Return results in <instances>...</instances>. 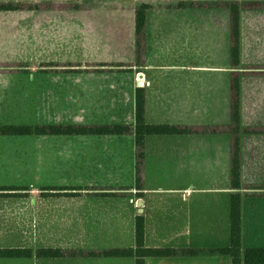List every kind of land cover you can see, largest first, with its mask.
Here are the masks:
<instances>
[{
	"label": "rangeland",
	"instance_id": "374dc122",
	"mask_svg": "<svg viewBox=\"0 0 264 264\" xmlns=\"http://www.w3.org/2000/svg\"><path fill=\"white\" fill-rule=\"evenodd\" d=\"M178 1L180 0H80L82 8L77 11L0 12V52L3 53H0V83H22L21 106L17 107L13 125L80 124L85 122L83 118H87L89 123L109 122L103 120L101 114L100 117L94 116V105H82L79 100V67L83 66L79 64V20L104 17L130 20L135 7L141 3L153 6L146 14V83L151 81L184 85L187 87L183 90L186 96L189 93L195 94L202 103L210 105L208 117V107L202 112L207 118L203 119L192 113L189 121L222 122L226 115L229 73L227 14L218 10L182 11L170 8ZM241 60L243 65L264 67V12L242 15ZM136 76L138 75H135V80L142 79L141 76ZM34 85H41L42 89L38 90L37 86L34 89ZM245 87L247 94L242 111V125H264V79L255 80ZM179 92L175 89L167 90L169 95L164 104V114L171 123L185 120V116L177 117L175 112ZM102 108L104 107H98V113H101ZM152 108L153 106L151 113ZM191 108L198 109V104L194 106L193 102L188 109ZM89 113L90 119L85 115ZM7 118L9 120L11 116L8 115ZM10 139L0 143V146L21 149L22 162L0 169V193L22 195V215L18 207L12 209V216L10 212L8 215L4 214L5 232L1 235L7 238V243L12 238V243L18 245L20 242L22 246H36L38 243L79 246L77 225L70 227L68 232L66 227L64 231H51L48 234L34 230L32 210L38 209V196L41 201L50 196L46 198L52 204L49 208L57 211L56 213L69 212L70 217L77 222L78 198L69 199L62 195L79 194L80 188H85L80 183L86 181V178L93 182L98 177L112 175L127 181L130 179L131 168L121 164L119 170L115 171L80 170L79 164L73 161L78 158V148L88 141L80 137L18 136ZM193 139L205 150L197 154V162H200L198 169L195 166L193 171H189L194 185L205 189L222 188L228 180V138L208 136ZM37 149L51 150V157L57 158L58 162L40 164L42 167H38L32 160L33 152ZM66 151L69 153L63 154ZM243 151L242 183L258 185L264 182V169L258 165L264 161V138L245 139ZM251 153L258 155L257 158L250 156ZM67 154L71 157L70 164L63 160ZM179 172L181 174L184 171L169 167L152 171L149 177L153 182L157 179L164 183L170 181V178L174 181L175 173L179 176ZM239 192L245 197L246 234L254 227L264 245V190L244 189ZM249 204L254 207L250 209ZM39 208L47 209V203L40 202ZM42 220L48 219L40 218ZM50 220L58 219L52 217Z\"/></svg>",
	"mask_w": 264,
	"mask_h": 264
},
{
	"label": "crops",
	"instance_id": "0c3cea01",
	"mask_svg": "<svg viewBox=\"0 0 264 264\" xmlns=\"http://www.w3.org/2000/svg\"><path fill=\"white\" fill-rule=\"evenodd\" d=\"M147 23V20H146ZM69 24V22H68ZM66 24V25H68ZM146 29L144 64H134V22L133 16L124 18H88L79 20V60L83 66L79 68V100L81 104L95 106L94 116L101 117L105 123H89L83 118L85 125L90 124H133L134 123V91L143 88L145 93L144 118L147 124H180V125H221L228 121V83L226 93V115L222 122H191L190 115L207 118L210 105L202 103L195 94L183 93L182 84L146 83ZM228 40V25H227ZM228 49V47H227ZM3 54L2 52H0ZM228 64V50H227ZM229 69V67H228ZM135 75L142 77L135 80ZM140 83V84H139ZM34 85V89H36ZM42 89L41 85L37 88ZM180 92L176 98V116H185L184 121L168 122L164 114V104L168 99L167 90ZM185 96V97H184ZM194 96V97H193ZM22 83H0V126L2 123L13 125L16 121L17 107L21 106ZM204 101V100H203ZM198 104V109H188ZM197 103V104H196ZM85 105V106H87ZM102 106L101 113L98 107ZM152 113H151V107ZM202 115L203 110H207ZM198 110V111H196ZM223 114V112H222ZM221 114V117H222ZM10 115L11 118H7ZM89 119L91 118V114ZM15 119V120H14ZM99 119V118H95ZM107 119V120H106ZM126 121V122H125ZM13 122V123H12ZM5 123V125H7ZM18 136H0V143ZM21 137V136H19ZM24 137V136H22ZM36 137V136H35ZM54 137V136H38ZM59 137V136H58ZM71 137V136H60ZM84 138L85 145L78 148V158L73 162L79 164L80 170H119L122 166L131 168L130 179L120 180L118 176L98 177L91 182L85 179L77 195V222L70 213H56L49 208L50 198L38 196V209L32 210V227L37 232L46 234L58 233L77 225L79 246L52 245L38 243L36 246L16 245L11 238L1 233L3 220L12 209L19 208L21 213L22 195L18 193L0 194V249L27 248L32 251L30 258H0V264H134L133 258H39L34 252L38 249H72L81 251L133 248L134 220L142 216L144 220V246L150 249L203 250L198 255L147 257L144 264H230V259L217 252H209L223 248L229 242V204L230 195L234 193L229 186V140H228V180L222 188H199L195 186L192 173L197 166V154L205 151L200 148L194 137L208 136H162L146 137L144 143L143 187L136 189L134 179V140L128 136H73ZM226 137V136H223ZM10 139V140H11ZM95 140V141H92ZM123 143L119 145V143ZM93 143V144H92ZM217 150V145L215 146ZM51 150L37 149L34 151V162L38 164L57 163V158L50 155ZM57 153V152H54ZM69 151L63 152V154ZM69 154L63 157L70 164ZM22 162V151L6 145L0 146V169L10 168L11 164ZM48 167V166H47ZM169 167L183 170L175 173L174 181L164 183L150 179L152 171L164 170ZM113 173V172H112ZM203 173V171H202ZM185 176V177H184ZM84 189V191H83ZM84 192V193H83ZM239 192V191H238ZM240 193V192H239ZM242 196V240L243 247H264L255 229L246 234L245 197ZM40 202L47 203V209L39 208ZM57 205V204H55ZM251 209L254 205L249 204ZM59 208H62L59 206ZM66 208H69L66 206ZM55 214V215H54ZM52 217L58 220L51 221ZM47 218V221H40ZM66 227V228H65ZM260 242V243H258Z\"/></svg>",
	"mask_w": 264,
	"mask_h": 264
},
{
	"label": "trees",
	"instance_id": "16d2710c",
	"mask_svg": "<svg viewBox=\"0 0 264 264\" xmlns=\"http://www.w3.org/2000/svg\"><path fill=\"white\" fill-rule=\"evenodd\" d=\"M80 0L68 2L44 1H0V12L31 11H77ZM153 6L141 3L133 12L134 64L142 66L145 56L146 14ZM170 8L176 10H218L227 14L228 25V121L221 125L147 124L144 118L145 93L143 88L134 91L133 124H38L2 125L0 136H128L134 140L135 187H143L144 143L146 137L162 136H226L229 140V186L234 193L229 204V242L226 247L211 250L229 257L230 264H264V247H243L242 240V196L244 189L264 190V182L258 185L243 184V146L245 139L264 138V125H242V111L247 86L255 80L264 79L263 65H243L241 60V18L245 13L264 12V0H180ZM251 91V90H250ZM255 158V154H250ZM257 158V157H256ZM260 162V161H259ZM263 164V165H261ZM258 164L264 169V161ZM3 194V193H0ZM203 250L150 249L144 246V220H134V247L93 251L72 249H38L39 258H133L134 264H144L147 257H171L198 255ZM27 248L0 249V258H30Z\"/></svg>",
	"mask_w": 264,
	"mask_h": 264
}]
</instances>
